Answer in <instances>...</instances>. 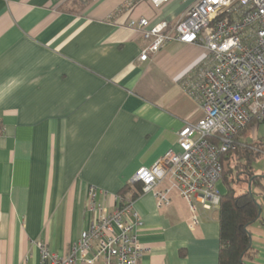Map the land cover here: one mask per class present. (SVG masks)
<instances>
[{"label": "crops", "instance_id": "1", "mask_svg": "<svg viewBox=\"0 0 264 264\" xmlns=\"http://www.w3.org/2000/svg\"><path fill=\"white\" fill-rule=\"evenodd\" d=\"M194 1L156 15L128 0H0V264H39V244L66 255L97 217L90 188L112 210L136 171L178 152V132L202 116L180 81L203 52L171 41L140 63L145 43L127 23L174 24ZM261 127L240 141L260 144ZM132 205L148 248L137 264H218V209L199 210L190 230L175 194L162 210L150 193ZM248 232L245 264H264L263 210Z\"/></svg>", "mask_w": 264, "mask_h": 264}, {"label": "built area", "instance_id": "2", "mask_svg": "<svg viewBox=\"0 0 264 264\" xmlns=\"http://www.w3.org/2000/svg\"><path fill=\"white\" fill-rule=\"evenodd\" d=\"M170 1L128 0L126 7L130 11L145 2L156 10ZM127 26L145 43L140 63L171 41L203 52L180 81L182 91L198 99L201 118L178 132V152L168 150L151 167L136 171L132 180L142 185V194H152L157 210L167 208L174 194L183 200L193 230L199 210L219 207L221 158L235 151V137L251 122L264 126V0H195L174 24L150 26L148 19L139 18ZM260 190L264 203V179ZM97 194L93 188L88 191L87 208L97 217L79 240L64 256L39 244V264H137L148 252L137 238L141 223L133 202L122 205L117 197L108 210L97 202Z\"/></svg>", "mask_w": 264, "mask_h": 264}, {"label": "trees", "instance_id": "3", "mask_svg": "<svg viewBox=\"0 0 264 264\" xmlns=\"http://www.w3.org/2000/svg\"><path fill=\"white\" fill-rule=\"evenodd\" d=\"M254 125L251 122L247 127ZM244 129V130H246ZM235 137L236 149L221 158L222 177L218 207L219 250L218 264H245L251 257V240L248 227L260 220L261 207L256 201L252 187H260V177L255 176L252 163L260 156L250 150V145L240 141L242 133ZM261 145V143L259 144ZM234 161L230 175L224 174V164ZM248 185L250 191H248ZM118 195L122 205L134 202L142 195V185L133 182L125 186Z\"/></svg>", "mask_w": 264, "mask_h": 264}, {"label": "rangeland", "instance_id": "4", "mask_svg": "<svg viewBox=\"0 0 264 264\" xmlns=\"http://www.w3.org/2000/svg\"><path fill=\"white\" fill-rule=\"evenodd\" d=\"M151 11L152 14H156V15H160V12L162 13V7L159 8V9H156L154 10L152 7H151ZM259 136H262L263 138V142H264V129L263 127H261L259 129ZM263 145H259V144H254L252 147L254 148L255 147V150H259L261 151V148ZM235 163L234 161H227L226 164H224V174L227 176V175H230L231 174V169H233L235 167ZM252 168L255 172V175L258 176V177H262L264 175V156H261L260 158H257L253 163H252ZM221 184L219 183L217 185V189L219 191H222L223 188L220 187ZM253 192H256V190H254V188L252 189ZM260 193V189L257 188V194L256 195V201L257 203L260 205L261 207V210H263V214H264V203L262 202V199H261V195L259 194Z\"/></svg>", "mask_w": 264, "mask_h": 264}, {"label": "water", "instance_id": "5", "mask_svg": "<svg viewBox=\"0 0 264 264\" xmlns=\"http://www.w3.org/2000/svg\"><path fill=\"white\" fill-rule=\"evenodd\" d=\"M261 178L264 179V175ZM248 191H250V186L249 185H248Z\"/></svg>", "mask_w": 264, "mask_h": 264}]
</instances>
